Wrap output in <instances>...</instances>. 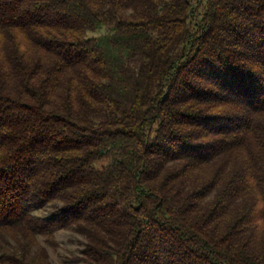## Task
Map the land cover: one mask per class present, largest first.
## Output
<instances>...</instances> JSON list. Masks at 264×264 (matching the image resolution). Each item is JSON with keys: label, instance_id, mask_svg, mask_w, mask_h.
Masks as SVG:
<instances>
[{"label": "trees", "instance_id": "trees-1", "mask_svg": "<svg viewBox=\"0 0 264 264\" xmlns=\"http://www.w3.org/2000/svg\"><path fill=\"white\" fill-rule=\"evenodd\" d=\"M59 230L82 264H264V0H0V264Z\"/></svg>", "mask_w": 264, "mask_h": 264}, {"label": "rangeland", "instance_id": "rangeland-1", "mask_svg": "<svg viewBox=\"0 0 264 264\" xmlns=\"http://www.w3.org/2000/svg\"><path fill=\"white\" fill-rule=\"evenodd\" d=\"M37 214L44 216L47 213L37 212ZM55 237L59 243L57 250H53L51 247L47 246L50 262L53 264H82L69 261L68 259L73 254L77 255L80 253L82 249L81 242L83 241V238L72 230H59L55 233ZM40 242L43 244L44 240L40 239Z\"/></svg>", "mask_w": 264, "mask_h": 264}]
</instances>
